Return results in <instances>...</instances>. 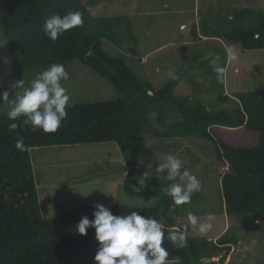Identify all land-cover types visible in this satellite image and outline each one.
<instances>
[{"label": "trees", "instance_id": "trees-1", "mask_svg": "<svg viewBox=\"0 0 264 264\" xmlns=\"http://www.w3.org/2000/svg\"><path fill=\"white\" fill-rule=\"evenodd\" d=\"M90 3L91 0L87 3L0 0V30L15 70L37 73L51 63H61L66 68L72 61H79L118 93L113 100L71 105L68 117L56 133L33 132L24 126L9 131V125L14 122L7 118L9 109L0 111V264H95L99 246L95 230L88 229L87 235L76 232L83 216L92 218L94 205H80L52 219L43 217L30 156L36 148L116 143L125 159L123 192L139 198L155 197L156 202L148 208L115 205L110 208L113 214L126 215L135 210L141 215L156 217L165 228L175 225L182 230L176 211L188 204L177 206L162 191L173 181L165 180L164 174L155 171L144 188L139 192L134 190L141 178L136 143L146 135L157 139L194 137L210 141L214 143L215 160L229 165L228 171L220 176L225 213L255 221L264 218V87L256 85L253 90L236 94L237 100H232L234 108L211 111L200 100L192 101L191 97L174 92L185 71L196 65L193 60L175 73L176 79L168 78L156 89L150 82L139 79L122 57L111 56L102 48L103 39L119 48H123L124 41L136 43L129 19L123 15L93 17ZM75 10L83 12L82 27L69 30L55 42L45 36L41 26L46 17ZM253 15L257 18L249 27L234 24ZM232 16L230 26L222 33L226 43L239 45L242 53L264 50V10L243 8ZM203 24L207 26L206 22ZM120 29L126 35H120ZM214 33L217 34L214 31L204 36L218 37ZM214 52L224 67L226 50L216 47ZM201 68L213 72V69ZM228 69L234 70L233 62ZM219 99L227 100L229 96L220 94ZM170 112L177 122H166ZM151 114H155L154 125ZM241 127L257 134L255 145H230L213 130ZM17 139H23L25 151L16 149ZM199 197V192L194 193L190 203ZM184 233L188 237L187 248H176L165 241L170 264H202L205 258L219 255V261H223L228 245L235 242L234 238L223 236L213 242ZM204 264L212 262L204 261Z\"/></svg>", "mask_w": 264, "mask_h": 264}, {"label": "rangeland", "instance_id": "rangeland-1", "mask_svg": "<svg viewBox=\"0 0 264 264\" xmlns=\"http://www.w3.org/2000/svg\"><path fill=\"white\" fill-rule=\"evenodd\" d=\"M88 1L81 0L82 3ZM243 8L264 10V0H91L89 7L96 18L123 15L129 19L136 43L124 41L123 48H119L103 39L102 48L111 56L122 57L139 79L150 82L156 89L168 80L169 70L176 73L194 60L196 65L186 69L174 92L189 96L192 101L200 100L211 111L234 108L236 94L253 90L256 85L264 87V50L242 53L239 45H228L222 34L230 26L233 13ZM256 18L257 15H253L234 24L249 27ZM214 31L218 37L204 36ZM119 34L126 35V32L120 29ZM0 42H5L1 30ZM216 47L227 53L223 82L217 80L214 72L201 68L213 69L211 60L219 57L214 52ZM229 50L238 58L233 62L232 72L228 69ZM12 59L4 43L0 46V75L4 77L0 92L8 87L10 80L29 82L36 74L15 70ZM217 63L223 66L220 57ZM65 69L70 78L63 85L71 97V105L117 98L114 87L81 62L72 61ZM220 94L229 99H219ZM8 109V105L0 104V111ZM150 120L154 125L155 114L150 115ZM177 121L170 112L166 122ZM213 130L233 146L251 147L258 141L257 134L244 127ZM136 145L140 153V180L145 175L151 176L159 161L163 162L171 153L178 155L185 167L202 181L200 197L179 207L176 219L179 227L191 236L213 242L222 236L234 238L225 259L219 261L220 255L214 257L215 264H264V218L255 221L225 213L220 176L228 171L229 165L215 160L214 143L194 137L157 139L146 135ZM30 156L41 214L46 219L85 204L148 208L156 202L155 197L139 198L123 192L125 159L114 142L36 148ZM190 212L201 222L211 214L212 231L201 236L198 228L188 222Z\"/></svg>", "mask_w": 264, "mask_h": 264}, {"label": "clouds", "instance_id": "clouds-1", "mask_svg": "<svg viewBox=\"0 0 264 264\" xmlns=\"http://www.w3.org/2000/svg\"><path fill=\"white\" fill-rule=\"evenodd\" d=\"M83 24L84 15L80 10L69 11L64 15L57 12L45 18L41 29L46 37L55 42L69 30L82 27ZM4 43L0 42V46ZM237 59L229 50L228 60L236 62ZM218 60L219 57H213L211 64L217 80L223 82L226 70L217 63ZM167 75L170 79L177 78L171 70ZM69 78L70 74L63 64L51 63L38 71L29 82L24 79L10 80L8 87L0 92V104L9 106L7 118L14 121L9 125V131L24 126L33 132L56 133L68 117V108L72 103L63 85ZM3 80V75H0V86ZM17 120L20 123H16ZM15 147L19 151L26 150L23 139H17ZM155 170L164 174L165 180L173 181L162 191L177 206L189 204L193 194L202 190V181L185 167L178 155H166ZM147 181L145 175L134 190L139 192ZM187 218L190 225L198 228L201 236H206L214 227L211 214L203 222L191 212ZM90 228L95 230L99 245L94 256L95 264H167L169 250L165 241L180 249L188 246V237L175 225L165 228L156 217L141 215L135 210L126 215H116L100 203L94 205L91 219L88 216L81 218L76 225V232L87 235Z\"/></svg>", "mask_w": 264, "mask_h": 264}, {"label": "water", "instance_id": "water-1", "mask_svg": "<svg viewBox=\"0 0 264 264\" xmlns=\"http://www.w3.org/2000/svg\"><path fill=\"white\" fill-rule=\"evenodd\" d=\"M150 94L152 93L151 91L149 92ZM206 263L212 262V257H208L207 259H204Z\"/></svg>", "mask_w": 264, "mask_h": 264}]
</instances>
